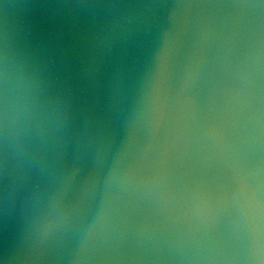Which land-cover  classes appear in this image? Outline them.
<instances>
[{"label": "water", "instance_id": "1", "mask_svg": "<svg viewBox=\"0 0 264 264\" xmlns=\"http://www.w3.org/2000/svg\"><path fill=\"white\" fill-rule=\"evenodd\" d=\"M0 264H264V0H0Z\"/></svg>", "mask_w": 264, "mask_h": 264}]
</instances>
